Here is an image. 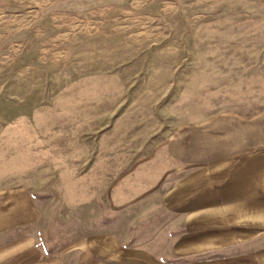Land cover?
<instances>
[{"label":"rangeland","instance_id":"1","mask_svg":"<svg viewBox=\"0 0 264 264\" xmlns=\"http://www.w3.org/2000/svg\"><path fill=\"white\" fill-rule=\"evenodd\" d=\"M158 7L92 50L76 40L62 55L35 51L34 66L0 67V187L43 192L33 197L50 208L51 250L92 236L100 250L106 235L164 264L264 250L223 243L175 256L187 231H205L187 226L184 197L227 198L220 188L249 161L264 164V0ZM91 257L82 249L66 264H117Z\"/></svg>","mask_w":264,"mask_h":264},{"label":"crops","instance_id":"2","mask_svg":"<svg viewBox=\"0 0 264 264\" xmlns=\"http://www.w3.org/2000/svg\"><path fill=\"white\" fill-rule=\"evenodd\" d=\"M178 1L0 0V67L34 66L35 51L42 52L40 60L47 59L53 51L62 55L69 49L67 44L76 40L79 43H75V49L86 50L88 46L92 50L96 48L97 36L128 34L127 21L131 17L145 19L147 9L159 6L161 10L162 4ZM113 20H119L121 25L108 26ZM81 36H89V41L78 40ZM249 163L248 170L234 177L232 187L220 188L221 195L227 198L214 202L184 197L185 208L180 209L185 212L187 226L205 231L200 232V239L190 237L192 234L187 231L181 240L185 247L176 250L177 258L215 249L223 243L264 242V164L258 168L255 160ZM42 193L22 187H0V264H66L71 258H78L82 249L93 258L101 254L115 257L117 264H164L147 249L125 246L126 240L119 242L113 235L105 236V247L100 246V250L96 236L68 251L62 246L51 250L50 208L33 197ZM175 198L171 206L178 210ZM236 225L239 228H235L232 237L222 234L221 228ZM210 227L218 228V234L210 236ZM195 241L209 245L195 247ZM184 264H264V250H240L232 257L221 255L197 261L191 258Z\"/></svg>","mask_w":264,"mask_h":264}]
</instances>
